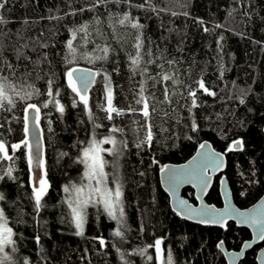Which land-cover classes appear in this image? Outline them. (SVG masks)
Listing matches in <instances>:
<instances>
[{
  "label": "trees",
  "instance_id": "obj_1",
  "mask_svg": "<svg viewBox=\"0 0 264 264\" xmlns=\"http://www.w3.org/2000/svg\"><path fill=\"white\" fill-rule=\"evenodd\" d=\"M92 3L8 0L0 9L5 21L0 23V74L34 93L29 100L14 96L15 107L0 109V141L11 157L0 154V194L5 197L0 208L16 234L17 263L27 258L29 264H160L155 248L148 245L161 239L162 254L166 260L170 252L172 264H226L218 242L237 250L250 238V231L233 221L217 227L180 218L160 187L158 171L167 162L185 161L202 140H209L225 153L223 174L238 207L250 206L264 192V0H107L91 9ZM140 4L144 7H137ZM125 13L132 19L121 25L118 21ZM134 22L143 27L132 28ZM85 24L87 42L78 33L73 41L76 52L70 53L66 46L70 30ZM137 35L142 60L134 72L129 56L137 51ZM106 46L108 58L95 59ZM76 66L99 73L88 90L94 120L68 87L65 74ZM105 74L110 77L114 106L128 111L113 114L112 120L106 119L102 108ZM163 74L172 80L163 81ZM201 79L214 96L199 88ZM50 81L53 91L59 92L55 99L64 106L63 113L48 103ZM141 85L150 106L147 120L139 111L142 105L135 103ZM190 89L196 91V107ZM26 103L40 110L45 147L49 188L39 210L32 199L25 146L11 147L24 140ZM149 124L152 142L141 144ZM113 126L123 129L112 134L126 146L117 144V164L112 163L115 156L105 154L106 169L118 174L122 183L123 221L118 225L101 206L90 205L83 235H76L63 203L68 195L63 188L81 180L82 142L93 130L97 137L109 135ZM234 141L243 144L229 150ZM218 180L219 175L205 196L215 206L222 204ZM182 194L195 203L191 188L182 189ZM118 227L122 238L113 235ZM98 237L104 238V246ZM263 244L264 240L246 251L238 264H256V252Z\"/></svg>",
  "mask_w": 264,
  "mask_h": 264
},
{
  "label": "snow or ice",
  "instance_id": "obj_2",
  "mask_svg": "<svg viewBox=\"0 0 264 264\" xmlns=\"http://www.w3.org/2000/svg\"><path fill=\"white\" fill-rule=\"evenodd\" d=\"M8 0H0V9H3L7 4ZM107 0H93L91 4V9H95L97 5L101 3H106ZM130 3V0H127ZM137 7L143 8L144 5L140 4ZM85 9H80V11H84ZM175 15V13H173ZM130 14L125 13L123 18L118 22L121 25H124L126 22L131 20ZM0 23H5L3 17H0ZM132 28L140 29L143 25L138 22H134L131 24ZM71 38L67 40L66 46L70 53H75L76 49L73 46V41L77 39L78 33H83L81 36V40L87 42L88 35V27L87 25H81L78 29H72ZM207 31V29H205ZM136 44L135 48L137 49L134 56H129L131 61V66L133 67V71L141 67L142 55L140 49L142 48L141 37L137 35L135 37ZM103 55L95 57L97 60H106L108 58V54L110 52L109 47H104L101 49ZM148 63H152V61H148ZM169 63H172L169 61ZM11 67V65H9ZM143 72H147V68L142 70ZM80 72V75L77 76L76 73ZM14 75V73L12 74ZM66 80L68 87L71 89L72 93L75 94L76 97L79 98V102L82 103L85 109L88 111V114L92 117V110L89 107V96L88 89L95 82V75H99V73H92L91 70L81 71L78 68L70 67L66 72ZM152 78V77H150ZM155 79V78H153ZM163 81L172 80V77L168 74H163L161 76ZM105 104L102 105L103 110L106 113V119L112 120L113 114L121 115L122 110L115 107L113 104V90L110 85V77L105 74ZM198 86L200 89L209 95H215L214 92H211L206 86L204 81L201 79L198 82ZM23 92V95L21 93ZM38 93V90H36ZM145 88L141 85L138 99H136L135 103L137 105H142V108L139 111L142 112L143 117L147 120L150 117L149 111V102L148 97L144 95ZM33 92L25 91V87L22 85L20 88H17L16 83L10 76H6L0 74V109L6 108L7 106L15 107L14 96L19 99L29 100L33 95ZM47 95L51 99L48 103H54L57 107V110L61 113L64 112V106L60 104L59 100H56L55 97L59 95L58 90L53 91L51 87V81L49 82V87L47 90ZM188 95L192 97V105L193 107L198 106L196 104V91L194 89H190ZM164 97L165 100H169L168 89H164ZM48 103H45L44 107L48 106ZM243 103V100H241ZM75 105V101H74ZM29 110L36 112L35 119L38 120L39 117V108L34 103H26L24 105V112L28 113ZM129 111L135 112L137 109L130 108ZM151 111H155V108H152ZM27 120L28 116H25V132L27 133ZM96 128L101 127L100 125H96ZM192 130L195 131L197 129V125L195 122L192 124ZM123 132V129L117 128L113 126L109 129V135L103 136L102 138H97V133L95 130L90 135V138L82 142L85 146L81 149V154L78 156V162L84 166V170L82 173V177L79 183H73L69 185H65L63 188L64 193L68 194L63 201L67 205V208L70 210L71 222L74 225L76 231V235H83L84 224L86 222V209L90 205L102 206L103 210L107 213V215L112 219L117 221V224H121L124 218V208H123V191H122V183L118 174L113 172L112 174L106 171V167L108 166V161L105 159V154H111L113 156L118 157L120 155V151L117 147V144H124L126 146V142L117 141L115 136L112 133ZM153 139V133L151 131V125H147V132L144 137V140L141 141V144L148 143L151 144ZM236 147L242 146V141H234L233 142ZM24 145L28 148V163L31 166L33 162V148L28 143L27 140H22L20 143L13 144L11 147L13 149H18ZM104 145H112V147H104ZM139 147V145H137ZM200 149H206L208 147L207 143H201L199 145ZM229 150H232V146H229ZM0 154H2V158L11 159L8 156V151L5 143L0 141ZM203 157L206 163H201L197 167H191V165L195 164V162ZM212 161H217L215 167H219V162L221 161V154L215 153L214 151L210 152H201L198 153V156L193 157L192 161H190L189 169L183 173V176L186 178L196 177L204 181V173L207 172L208 167L211 165ZM167 166L161 168V171L164 172ZM12 169L9 168L8 175L11 176ZM46 172L43 176H37V184L33 185L32 188V199L34 200L35 209L39 210L43 205L42 201L45 195L48 192L49 184L46 178ZM111 180V184H110ZM167 181L170 186H176L180 181L178 175L175 172L167 174ZM204 187H207V183L204 182ZM5 197L3 194H0V200H4ZM179 206L186 207V201L179 200ZM191 213H194L198 216L208 217L206 219H201L200 223H213V224H223L229 217H231L234 213L235 215L242 218L241 222L252 223L253 225H264V210H257L251 212H238L235 209H230L226 206L223 211L214 210L213 208L207 209H189ZM13 228L9 226V222L7 217L5 216L4 210L0 208V264H17L11 253L16 251V239ZM115 237H123V232L118 227L113 233ZM99 243L101 246L105 245V240L103 237H98ZM259 239L264 240V227L261 228ZM40 237L36 236V241L39 242ZM162 241L157 239L154 245H148L149 248L154 247L156 251V259L160 262V264H172V256L169 252L167 254V258L165 260L164 255L162 254L161 249ZM221 245L223 242H220ZM119 251V250H118ZM145 250H140V254L143 255ZM239 255V254H237ZM149 260L152 259L151 256L148 257ZM19 264H29V260L27 258H23Z\"/></svg>",
  "mask_w": 264,
  "mask_h": 264
},
{
  "label": "water",
  "instance_id": "obj_3",
  "mask_svg": "<svg viewBox=\"0 0 264 264\" xmlns=\"http://www.w3.org/2000/svg\"><path fill=\"white\" fill-rule=\"evenodd\" d=\"M75 68L80 69L81 71L91 70L92 73H96L94 69L82 66H76ZM77 76L80 75V72L76 73ZM96 77V75H95ZM93 85V84H92ZM91 85V86H92ZM90 86V87H91ZM89 87V89H90ZM88 89V90H89ZM38 107V106H37ZM120 109V108H119ZM122 114H126L128 111L125 109H121ZM28 116L27 120V133L25 132V116ZM36 112L29 110L28 113L24 112V140H27L28 143L33 148V162L30 166L28 163V148L25 146L26 151V159H27V166L29 171V184L30 187L33 188L34 184H37V176H43L45 173V159H44V140L42 136V128L40 124V110H39V117L38 120L35 119ZM262 134L264 136V124L262 126ZM201 143H207L208 147L206 149L201 150L199 145ZM233 149H238L240 147H236L234 143L232 144ZM214 151L215 153L221 154V161L219 162V167H215L217 161H212L211 165L208 167L207 172L204 173V181L196 177H189L186 178L183 176V173L186 172L190 167V161H192L193 157L198 156V153L201 152H210ZM207 161L201 156L195 164L191 165V167H197L201 163H206ZM167 166L164 172L161 171V168ZM159 171H158V179L159 184L162 190L168 195L169 206L173 212H175L180 218L186 219L191 222L199 223L202 225H211L217 227H224L229 221H233L236 223L237 226L245 227L250 231V238L243 241L240 248L235 249H227L224 244L221 245V241L218 242V247L223 254V258L226 264H238L239 261L244 257L246 251L251 249L254 245L260 244L263 240L259 239L260 230L264 225H253L252 223H245L241 222L242 218L235 215V213L229 217L223 224H213V223H200L201 219H206L208 217L198 216L194 213H191L189 209H196L200 210L202 208H213L214 210L223 211L226 206L230 209H235L238 212H251L257 210H264V192L262 195L250 206L245 208L238 207L233 198L231 189L229 187L228 181L223 174L225 167H226V157L225 153L216 150L209 140H202L198 146L196 147L193 154L183 162L175 163V162H167L163 164ZM175 172L180 181L176 186H170L167 181V174ZM219 175L218 180V189L219 194L222 200V204L220 206H215L214 204L208 203L205 200V196L207 195L215 176ZM204 182L207 183V187H204ZM191 188L193 190V196L195 198V203L189 201L183 194L182 189L184 188ZM179 200L186 201V207H181L178 204ZM161 240V239H159ZM162 241V240H161ZM239 254V255H237ZM256 264H264V245H261L257 252H256Z\"/></svg>",
  "mask_w": 264,
  "mask_h": 264
},
{
  "label": "rangeland",
  "instance_id": "obj_4",
  "mask_svg": "<svg viewBox=\"0 0 264 264\" xmlns=\"http://www.w3.org/2000/svg\"><path fill=\"white\" fill-rule=\"evenodd\" d=\"M103 136H106V135H103ZM103 136H98L97 138H102ZM104 147H106V148H107V147H112V145H107V146L104 145ZM118 159H119V156H118V157H116V156L113 157V161H112V163H113V164H115V163L117 164L118 161H119ZM106 171H107V169H106ZM107 172H108V171H107ZM110 184H111V180H110ZM101 207H102V206H101ZM102 208H103V207H102ZM86 215H87V214H86ZM84 227H85V224H84ZM11 255H12V257H13V260H15L16 262H18L17 258L13 255V253H11ZM17 264H19V263H17Z\"/></svg>",
  "mask_w": 264,
  "mask_h": 264
}]
</instances>
